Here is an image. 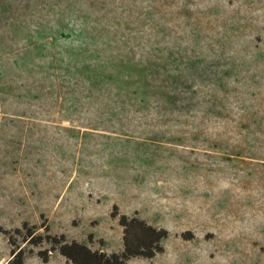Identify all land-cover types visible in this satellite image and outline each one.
Wrapping results in <instances>:
<instances>
[{
    "label": "rangeland",
    "instance_id": "rangeland-1",
    "mask_svg": "<svg viewBox=\"0 0 264 264\" xmlns=\"http://www.w3.org/2000/svg\"><path fill=\"white\" fill-rule=\"evenodd\" d=\"M115 205L169 231L127 264H264V0H0V264L122 253Z\"/></svg>",
    "mask_w": 264,
    "mask_h": 264
},
{
    "label": "trees",
    "instance_id": "trees-1",
    "mask_svg": "<svg viewBox=\"0 0 264 264\" xmlns=\"http://www.w3.org/2000/svg\"><path fill=\"white\" fill-rule=\"evenodd\" d=\"M112 217H119V224L123 228L122 253L96 251L77 241H69L63 234L52 235L46 230L44 235L35 227L24 224L21 229L7 233L12 246L9 264H25L38 248L37 255L44 263H48L52 253L58 252L71 264H127L133 258L152 260L165 252L163 243L169 237L167 229L157 228L136 215L120 214L116 205ZM45 244H48V248L43 249Z\"/></svg>",
    "mask_w": 264,
    "mask_h": 264
}]
</instances>
